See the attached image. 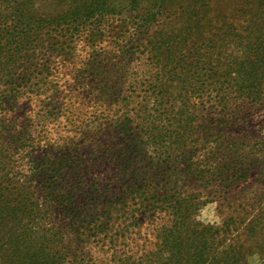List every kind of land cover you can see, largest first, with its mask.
<instances>
[{
    "label": "trees",
    "instance_id": "obj_1",
    "mask_svg": "<svg viewBox=\"0 0 264 264\" xmlns=\"http://www.w3.org/2000/svg\"><path fill=\"white\" fill-rule=\"evenodd\" d=\"M127 1L0 0V264H264V129L176 155L184 136L146 102L161 72L108 51ZM197 189L225 197L219 225Z\"/></svg>",
    "mask_w": 264,
    "mask_h": 264
},
{
    "label": "rangeland",
    "instance_id": "obj_2",
    "mask_svg": "<svg viewBox=\"0 0 264 264\" xmlns=\"http://www.w3.org/2000/svg\"><path fill=\"white\" fill-rule=\"evenodd\" d=\"M128 5L127 0H111L120 10ZM138 7L110 16L108 51L114 57L118 46L125 45L130 56L152 60V72H161L162 88L146 102L157 108L152 116L165 112L162 121L171 120L173 133L184 136L174 146L176 155L195 152L207 134L232 140L244 130L264 129V0H163L162 5L139 0ZM194 72L205 80L192 79ZM209 85L221 92L219 97L213 94L216 103L210 107L192 97L193 88ZM115 137L103 143L117 144ZM114 169L110 167L112 173ZM194 191L205 203L198 219L219 225L228 212L221 208L228 205L225 197L212 189ZM29 197L36 201V196ZM251 264L262 261L254 257Z\"/></svg>",
    "mask_w": 264,
    "mask_h": 264
}]
</instances>
